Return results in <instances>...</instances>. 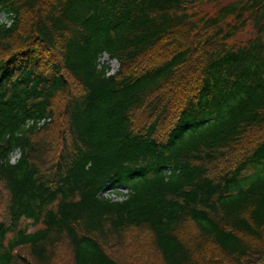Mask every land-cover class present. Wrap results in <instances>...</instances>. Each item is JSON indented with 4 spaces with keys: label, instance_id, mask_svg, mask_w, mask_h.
<instances>
[{
    "label": "trees",
    "instance_id": "16d2710c",
    "mask_svg": "<svg viewBox=\"0 0 264 264\" xmlns=\"http://www.w3.org/2000/svg\"><path fill=\"white\" fill-rule=\"evenodd\" d=\"M197 1L0 0V264H264V0Z\"/></svg>",
    "mask_w": 264,
    "mask_h": 264
},
{
    "label": "rangeland",
    "instance_id": "374dc122",
    "mask_svg": "<svg viewBox=\"0 0 264 264\" xmlns=\"http://www.w3.org/2000/svg\"><path fill=\"white\" fill-rule=\"evenodd\" d=\"M193 9L198 15L213 14L214 11L216 10V5L213 2H210L208 0H199L196 2ZM246 38H248L247 35H243L242 37H237L235 42L237 43L241 41L242 39L245 40ZM99 63L101 66L109 65L111 67L112 72L116 71V66H117L116 62L109 61L106 55H103L100 57ZM106 197H111V196H109L108 194ZM24 224H29V223L25 222ZM35 229L36 227L29 226L30 232L34 231Z\"/></svg>",
    "mask_w": 264,
    "mask_h": 264
}]
</instances>
